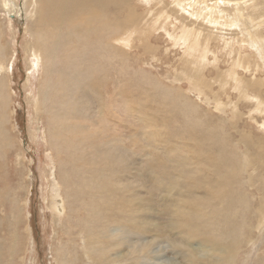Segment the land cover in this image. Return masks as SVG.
<instances>
[{
    "label": "rangeland",
    "instance_id": "1",
    "mask_svg": "<svg viewBox=\"0 0 264 264\" xmlns=\"http://www.w3.org/2000/svg\"><path fill=\"white\" fill-rule=\"evenodd\" d=\"M128 1L136 33L123 29L122 44L102 38L90 45L93 53L77 52L78 77L64 99L54 97L59 85L47 53L31 51L28 0H6L9 11L0 8V39L6 31L0 80L8 86L2 114L13 144L8 153L0 147V264H98L95 247L102 244L92 234L105 233L97 235L107 246L105 229L123 232L112 241L120 248L114 254H125L118 264H142L152 252L161 264L181 263L191 248L202 249L204 237L223 244L235 237L237 264H264V114L235 89L236 55L223 39L211 43L217 58L210 53L209 62L187 49L196 43L175 47L167 32L182 22L174 16L164 31L147 0ZM165 3L181 10L174 0ZM190 21L192 30L196 20ZM196 24L197 34L209 27ZM229 30L222 35L232 41L239 29ZM182 32L195 31H176ZM255 51L243 48L245 55ZM238 73L255 83L250 95L264 101V73ZM227 76L232 85L223 89ZM193 227L201 234L189 236Z\"/></svg>",
    "mask_w": 264,
    "mask_h": 264
},
{
    "label": "bare ground",
    "instance_id": "2",
    "mask_svg": "<svg viewBox=\"0 0 264 264\" xmlns=\"http://www.w3.org/2000/svg\"><path fill=\"white\" fill-rule=\"evenodd\" d=\"M196 1H199L200 5L196 4V2L194 0H174L175 7L177 6L178 8H181V10H179V11H177V10L175 11L174 9L169 10L170 4L167 5L168 2L166 4L165 0H147V3L152 5V7H153L152 10L155 12V17L153 16L152 18L156 19L157 21L154 20L153 22L161 25L162 27H160V28L162 30L169 31L168 27L170 25L173 26V24H174V22H173L174 16L176 17L177 21L179 20V22L183 23V26H181V28H179L178 26H174V28H173L174 32L173 33L167 32V35L170 37V39L173 42L175 47H178V46L180 47L182 45H186V44H188V42H191L190 44H192V47H193V46H195V43H196V47L187 48V49L189 51L194 50L198 54L200 53L198 51H201L203 53V55L201 54L203 56L202 58H204V60H205V59H207V57L210 53H212L215 56V58H217V54L215 52H213L211 49V43L216 42L220 39H223L226 47L232 48L233 54L236 55L235 61H233V63H232V64H234L233 68H235L234 76H232V80L235 84V89L238 91L240 90L239 91L240 96L243 95V97H245L246 99L254 100L257 104V107H256L257 111L264 114V101L261 99V97L259 95H256V96L250 95V92H249V90L251 88L257 89V87L255 86V83L251 84L250 82H248L244 79L245 77L241 78L239 73H238L239 69H244L245 72H256L257 73L260 71L261 73H264V31L261 30V29H264V13L262 12L264 10V8H262V5H263L262 0L260 2L257 0H196ZM8 4H6V0H4L3 5H2V0H0V8L4 7L7 11H9ZM27 8L29 11V18L32 21L31 25L35 30V31H33V36L35 38V44H33L31 51L35 50L36 53L38 51L39 56L42 55L40 52L41 50H43L47 53V55L49 57L48 64L50 65V74L53 76L54 81L57 83V86L59 85V89L54 93L55 98L60 97L61 99H64V98H66V96L68 97V93H66V90H69L71 88L72 83L75 81V79H77L76 76L78 75V73H76L77 72L76 69H78V67L75 68V66L73 64V63H75V62H73V60L76 58V55L78 54L77 52H80L79 56L83 55L81 52L93 53V50H95V49L92 50L91 48H89L90 45H92L95 41L102 40V38H107L110 40V42H114L115 44H122L123 43L122 42V36L120 34L121 30H123V29L128 30V31H125L126 33L127 32L128 33L129 32H131V33L135 32L133 30V27H135V18L127 15V12L133 11V9H131L129 6L128 0H28ZM153 11L151 13H153ZM180 13L181 14L183 13V15H181ZM185 14L188 15L187 17H190V19L196 20L195 22H192L193 26H197L196 28L191 30L188 27V25L186 26L185 22L190 21V19L186 18ZM149 18L152 19L151 15ZM0 22H2L1 19H0ZM200 22H203L204 24H206V23L209 24L208 28H210V29H208L207 27L203 28V26H202V28L204 30H201V31H205V32H203V34H201L202 33L201 31H200V33L198 32V34L196 32L199 29V26L196 23H200ZM3 23L8 25L9 27H12V24L9 23L7 20L6 21L3 20ZM160 28L157 27V29H159V30H160ZM233 28H238L239 32H237L236 30L234 32V30H233L236 38H234V40H232V41H229V38L226 39L225 36L222 35V33H227L228 29H230L232 31ZM178 29H180V30H178ZM0 30H1V28H0ZM176 31H195V32L194 33L192 32L193 35L188 36V34L186 32H184V33L182 32V34L179 35L178 33H176ZM146 33H148V32H146ZM215 33H216V35H215ZM113 34H114V36H112ZM219 35H222V37H218ZM0 40H1V42L5 41V43H6V31L1 32V39ZM203 40L205 43L201 42ZM74 42L77 43L78 46H73L72 44ZM219 42H221V41H219ZM254 45L259 47L260 53L254 50V48H253ZM113 46H114L113 47L114 49L119 50V47H117L116 45H113ZM189 46H191V45H189ZM246 46L250 47L253 51H255V54L254 55H250V54L245 55V53L243 52V48H246ZM198 48H200V49H198ZM4 49H5V46H3V45L0 46V61L3 58V55H4L3 50ZM228 51H230V50H228ZM114 52L116 53L115 50H114ZM252 59H254V61H255L254 66L252 63L248 62V61H251ZM209 61H210V59H207V62H209ZM201 67H202V65H201ZM96 68H98V67H96ZM79 69H81V67ZM92 69H94V67H92ZM5 70L6 69L2 66V62H0V71L4 72ZM81 70H79L78 72L82 73L83 71L80 72ZM3 74H5V73H3ZM97 74H96V76H99ZM80 76H82V74H80ZM92 76H90V77L92 78ZM86 77H88V75ZM93 79L94 78H92V80ZM98 79L99 78H97V80ZM227 79H228V76L224 80V84H223L224 86L222 87L223 89H224L225 85L230 84V82L226 81ZM65 80H66V83H65ZM222 83H223V81H222ZM249 84H251V85H249ZM230 85H232V84H230ZM6 86H7V81H5L4 78H1V80H0V147L1 148L3 147V150L7 151V153H8V151L11 150V148L13 147V144L11 143V139H10V138H12L11 135L7 134V125H6L7 121L5 120V118L2 114V113H4V115H6V110H5V105H4L5 101L8 100L7 99L8 97L6 98V95H7ZM262 86L264 88V84L260 85L259 88H262ZM233 87H234V85H233ZM64 102H66V100ZM73 102H74V100H73ZM64 106H65V104H64ZM68 108H70V107H68ZM70 112H71V110H70ZM72 114H74V113H72ZM75 126H74V128H75ZM74 130H76V129H74ZM75 132H77V131H75ZM55 135H56L55 138H58V140L61 139L59 134L56 133ZM203 144L205 146V143H203ZM199 152L201 154L202 150ZM107 164H109V163H107ZM232 178H234V177H232ZM193 182H195V180ZM173 183H174V180H173ZM92 186H93V184H92ZM175 188H176V186H175ZM111 190H113V189L111 188ZM227 191H229V190H227ZM222 192L218 191L219 194H221ZM57 199H59V198H57ZM54 200H56V199H54ZM200 202H201V200H200ZM58 203H59V200H58ZM111 203H113V202H111ZM202 203H204V202H202ZM61 204H63V201H61L58 204L59 211H63L60 207V206H62ZM196 206H198V205H196ZM114 208H115V206H114ZM190 208H192V207H190ZM202 209H200V210H202ZM202 212H203V210H202ZM202 212L199 213V216H201ZM222 213H224V212L222 211ZM182 215H184V214L182 213ZM20 216L18 217V221H20L19 220ZM189 217L192 218V216L188 215V218ZM181 219L182 218H180V220ZM191 220H193V219H191ZM182 222H184V220ZM189 222H191V221L189 220ZM196 222H197V220L195 221V219H194V225ZM227 222H228V220L225 221L224 223H227ZM17 223L19 225V222H16V224ZM99 223L101 224L102 222H99ZM186 223H188V222H186ZM100 224H99V226H100ZM102 226L104 227V225H102ZM105 227H104V229H105ZM186 227H187V225H186ZM17 228H18V226H17ZM193 228H189V230L186 229L188 231L189 236L201 234V231H197V230H195V228L193 230ZM113 229H115V228H113ZM15 231H16V229H15ZM92 231H93V229L90 232L92 233ZM105 231H106V236L104 237V240L108 241L107 246H105L104 242L102 241L103 238H101V235H97L100 232L97 231V233L95 232V234H92L93 236L96 237L97 242H101V244H102L98 247V249H96V247H95V251L98 252L99 257H100V259L97 258L98 264H118V263L123 262L124 260H126L125 254H114L120 248H118L117 244H115V245L112 244V241L113 242L117 241V239H118L117 234H120L119 237L121 239H123L122 238L123 232L117 233L120 230H114L113 231L112 229H108V230L105 229ZM229 232H231V231H229ZM91 233H90V235H91ZM100 234L103 235L105 233L101 232ZM19 235H20V233H19ZM19 235H18V238H19ZM21 235H22V233H21ZM90 235L87 238L88 240L90 238ZM21 239H22V237H21ZM204 240H205V242H204V245H202V247H201L202 249L194 250L191 248L189 253H187L186 255H181L183 258V261L181 263H180L181 259L180 260L174 259V260H168L167 264H237V255H238V250L241 248L240 247L241 243L238 242L235 239V237H233L227 244H225V243L223 244L221 242V239L209 240L206 237H204ZM15 241H17V240H15ZM19 241L21 242L20 239H19ZM89 242H91V241L89 240ZM199 243H200V241H199ZM95 245L96 244L94 243V246ZM108 245H109V247H108ZM89 247H91V246H89ZM137 248H139V247L137 246ZM109 249H111L112 251L111 250L108 251ZM110 252H113V253H111V255L109 256L108 253H110ZM202 252H204L205 255H201ZM140 253H142V252H140ZM19 254H21V253H19ZM156 254H157V252H152L149 256L150 258L147 257L146 259H143L142 264H157V263L161 264L163 258H160L158 256L155 257ZM181 254H182V252H181ZM141 257L142 256L138 255V258L141 259ZM132 261L133 260H131V262ZM164 264H166V262Z\"/></svg>",
    "mask_w": 264,
    "mask_h": 264
}]
</instances>
